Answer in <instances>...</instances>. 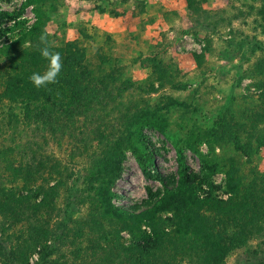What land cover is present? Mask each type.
Returning a JSON list of instances; mask_svg holds the SVG:
<instances>
[{"label": "rangeland", "instance_id": "rangeland-1", "mask_svg": "<svg viewBox=\"0 0 264 264\" xmlns=\"http://www.w3.org/2000/svg\"><path fill=\"white\" fill-rule=\"evenodd\" d=\"M26 1L0 0V47L12 44L19 54L29 50L30 46L25 45L30 44L16 43V39L34 23L33 7H25ZM197 1L214 27L192 24L185 0H44L42 7L48 18L44 35L51 49L79 41L95 79L108 80L115 87L123 85L124 100L132 113L149 111L164 121V133L143 129L153 153L154 166L148 168L153 176L170 186L176 183L179 147L191 177L201 175L203 162L217 166L218 173L210 177L214 185L211 196L227 201L231 193L226 189L224 171L230 165L241 179L238 197L255 179L264 176V146L258 142L264 136V121L255 125L253 120L247 128L233 126L235 133L228 136L222 124L223 119L231 118L233 123L246 125L264 109V0ZM83 29L89 38H82ZM43 46L40 43L39 49ZM147 59L176 68L169 82L154 83L151 89ZM4 60L6 57L1 56L0 63ZM4 94L0 81V151L24 144L26 147L19 146L9 156L20 160V153L27 151L25 160L31 161L34 155L35 163L40 160L46 168L40 166L32 182L27 183L0 166L3 186L22 196L37 194L41 186L56 188L49 220L42 216L45 221L38 223V215L29 221L46 227L48 238L43 247L28 256L27 264H120L113 257L117 253L113 241L128 246L151 232L145 224L140 225L141 231L122 230L128 221L117 220L102 208L97 192L104 180L93 182L89 174V155L102 147L92 141L84 152L76 141L80 139L78 131L73 135L41 134L32 123H26L22 107L8 103ZM114 122L117 121H108ZM210 131L221 138L210 136ZM232 136L238 137L239 145L248 147L249 154L237 150ZM187 145L194 146L197 152ZM124 155L121 178L112 188L118 195L114 203L127 211H143L154 201L150 195L157 197L162 192V183L145 177L130 150ZM199 186L197 194L202 199L208 191L205 185ZM41 197L40 194L35 200L39 202ZM201 213L213 224L228 222V213L217 212L215 216L206 207L201 208ZM172 216V211L157 213L160 219ZM27 226L25 222L12 225L0 216V239H8L16 246L26 239ZM166 232L170 234L169 228ZM225 232L231 233L232 227L226 226ZM169 239L163 240V245L180 242L171 234ZM174 263L191 261L178 255ZM221 264H264V231L240 247L230 248Z\"/></svg>", "mask_w": 264, "mask_h": 264}, {"label": "trees", "instance_id": "trees-1", "mask_svg": "<svg viewBox=\"0 0 264 264\" xmlns=\"http://www.w3.org/2000/svg\"><path fill=\"white\" fill-rule=\"evenodd\" d=\"M185 3L186 10L194 21L192 24H199L205 28L215 26V23L208 21V13L200 7L199 1L185 0ZM43 4L44 0H27L23 4L25 7H33L34 23L18 36L16 43L23 44L28 41L30 49L19 54L15 52L12 44L6 43L0 47V57H6V60L0 63L2 76L0 81L4 85V97L8 103L20 105L26 123L28 125L32 123L35 130L41 134L73 135L78 131L80 139L76 141L77 144H82L84 152H87V144L92 141H96L102 147L99 152L89 155L91 181L104 180L100 181L101 186L97 192V196L101 198L102 208L111 217L128 221L122 230H140V225L145 224L151 232V235H145L128 246L114 240L113 250L117 253L113 256V252L110 251L109 255L116 257L120 264H175V257L178 255L189 258L191 264H221L230 248L240 247L248 238L261 234L264 231V176L255 179L244 189L241 197H238L237 190L241 179L237 177L235 168L230 165L224 174L226 189L231 193V198L227 201L214 199L211 196L214 185L210 177L218 173L217 166L203 162L201 175L191 177L190 167L179 147L176 149L178 166L176 183L170 186L153 176L148 169L154 166L153 153L147 146L143 129L152 128L164 133V121L149 111L132 113L128 101L124 100L123 85L115 87L113 82L95 79L87 62L85 50L79 41L67 42L59 49L50 48L54 52H59L62 58L63 68L57 83L40 89L33 86L29 77L35 72L43 73L47 66V61L41 57L39 49L40 37L44 35L48 22ZM81 36L83 39L90 37L85 29L82 30ZM9 51H14L15 54L11 55ZM146 62L150 71L148 76L152 81L148 78L146 80L151 89L154 88V83L163 85L169 82L170 73L176 71V68L164 67L162 62H155L153 59H147ZM138 88L145 91L141 87ZM110 119L117 122L110 124L108 123ZM253 120L255 125L264 121V109L254 114L246 125L233 123L234 120L231 118L223 119L222 124L228 136L235 133L233 126L247 128ZM77 124L79 125L76 126ZM209 133L213 136L211 131ZM213 137L219 139L221 135L215 134ZM231 138L238 151L249 154L248 147L238 144V137ZM258 142L260 146H264L263 135ZM19 146L26 147L24 144L15 145L14 148L0 151V166L14 178H23L27 183L32 182L37 171L42 167L46 168V165L43 166L40 160L35 163L34 155L31 156V161L25 160L27 151L20 153V160L11 158L9 154ZM187 147L197 152L194 146ZM126 150L133 153L145 177L160 181L163 187L157 197L150 195L154 199L152 205L139 212L124 210L114 203L118 195L112 188L121 178ZM3 182L4 179L0 175V216L12 225L25 222L28 226L26 239L18 241L16 246L11 245L8 239H0V264H27L28 256L40 246L43 247V242L48 238L46 227L29 221L38 215V223H43L42 220L45 219L49 220L54 209L56 188L41 186L37 194L22 196L6 189ZM200 184L205 185L208 191L202 199L197 194ZM40 194L42 197L37 202L35 198ZM233 196L235 197L232 198ZM202 207H206L208 211L213 210L215 216H218L217 212L219 215L228 213V222L225 225L213 224L209 217L201 213ZM163 211H172L173 216L160 219L157 213ZM226 226L232 227L231 233L225 232ZM166 228H169L172 236L179 238V243L168 241L171 245H163V240H170ZM47 253V250L45 254L43 252L45 256Z\"/></svg>", "mask_w": 264, "mask_h": 264}, {"label": "clouds", "instance_id": "clouds-1", "mask_svg": "<svg viewBox=\"0 0 264 264\" xmlns=\"http://www.w3.org/2000/svg\"><path fill=\"white\" fill-rule=\"evenodd\" d=\"M40 42L44 45L40 49V55L47 61L46 70L43 73L35 72L29 77L30 82L37 89L57 83V79L63 68L60 53L50 50L47 37L45 35L40 37ZM27 46L29 45L26 44L25 47Z\"/></svg>", "mask_w": 264, "mask_h": 264}]
</instances>
